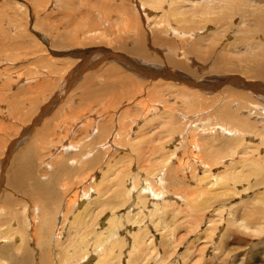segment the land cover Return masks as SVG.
<instances>
[{"label": "rangeland", "instance_id": "374dc122", "mask_svg": "<svg viewBox=\"0 0 264 264\" xmlns=\"http://www.w3.org/2000/svg\"><path fill=\"white\" fill-rule=\"evenodd\" d=\"M263 8L264 0H0V218L3 212L9 214L11 210L19 216L18 225L10 222L12 228H17L16 234L3 240L4 243L0 241V249L20 246L19 252L27 250L30 255L28 264H39L45 251L49 264H63L66 251L67 255L74 251L68 248V242L79 244L80 252L81 240L89 234V244L79 264H101L103 256L94 253L90 245H99L100 242H93L95 234L107 229V219L115 216L116 225L121 217L130 218L129 230H122L114 238L119 240L115 255L119 253V245L124 249L120 264H132L144 249L146 257L141 255L135 264H264V232L254 235L235 224L244 213L246 223L250 222L247 225H253L258 216L264 220V198L260 203L251 202L257 194L264 193V188H252L257 180L264 179V162L260 167L255 163L241 165L250 156L243 155L241 145L233 157L232 151L224 153L230 157L224 169L213 168L215 164L210 170H203L200 164L211 166V163L206 156L203 160L196 158L197 154L202 155L197 153L198 148L205 153L202 141H197L196 148L191 146L192 138L181 146L178 144L187 135L178 134L185 119L192 122L200 118L197 116L204 108L198 105L199 101L206 105L215 101L212 104L215 112L226 105L233 106L232 109L242 107L241 102H236L241 93L256 95L260 104L250 109L252 115L262 114L264 90L260 87L264 80H254L247 72L253 67L250 62L254 56L258 63L264 59L260 55L264 52V40L262 43L258 34L253 35L257 29L253 12ZM137 45L143 47L142 52H133ZM165 82L170 86L165 87ZM35 108V112L29 111ZM88 121L94 125L84 133ZM249 121L255 120L251 117ZM109 122L113 124L111 131L101 133L98 129L97 134L93 131L89 136L93 128ZM222 125L232 126L226 119ZM115 126L117 131L121 127V140L112 133ZM185 128L190 131L188 125ZM254 128L259 135L264 133L262 125ZM204 129V136H208L209 129ZM244 131L240 129L232 138L242 135L245 143L251 131ZM207 141L224 140L215 136ZM260 141L258 138L247 143L259 146L263 144ZM64 145H69L72 151L62 152ZM92 150L101 165L98 162L85 173L79 172L88 163L84 158L90 159L91 155L85 154ZM256 156H264V144ZM220 158L217 156L215 161ZM234 164L235 171H239L237 177L241 176V187L233 186L231 173L217 180ZM171 166L177 168L176 183L180 186L169 189L163 185L164 199L149 200V205H145L138 193L144 187L141 181L150 175V181L155 182V175L159 177L160 173V177L168 178ZM68 172L70 175L62 179L61 174ZM52 180L56 181L54 189L58 197L49 201L35 181L46 183L48 188ZM133 180L141 182L135 185L139 188H133ZM245 184L251 186L246 194ZM127 190L131 194L124 201L114 197ZM74 197L75 206L71 204ZM167 202L174 205L167 206ZM153 203L157 206H152ZM239 204L247 205L248 209L242 212ZM40 206H50L51 214V225L44 239V234L35 233ZM218 206L223 207L219 215L213 211ZM237 208L240 212L234 215ZM116 225H112L113 230ZM110 256L108 248V260ZM70 260L68 264H76L74 258Z\"/></svg>", "mask_w": 264, "mask_h": 264}, {"label": "bare ground", "instance_id": "6f19581e", "mask_svg": "<svg viewBox=\"0 0 264 264\" xmlns=\"http://www.w3.org/2000/svg\"><path fill=\"white\" fill-rule=\"evenodd\" d=\"M142 6V5H141ZM235 11H236V9H234ZM144 13H146V11L144 12ZM149 13V12H148ZM254 14H255V25H256V27H257V31L255 30V31H253V35H256V34H258V36L262 39V43H263V40H264V8L263 9H260L258 12H253ZM250 14V13H249ZM144 15V14H143ZM246 15V14H245ZM145 16V15H144ZM151 16V15H150ZM156 16V15H155ZM250 16H251V14H250ZM249 15H248V17H250ZM151 17H153V16H151ZM143 18V17H142ZM245 18V17H244ZM148 19V18H147ZM149 19H150V17H149ZM254 20V19H253ZM135 22V21H134ZM178 22V21H177ZM182 22V21H181ZM185 22V21H184ZM183 22V23H184ZM254 22V21H253ZM152 23V22H151ZM180 24V23H179ZM150 25V24H149ZM170 25V24H169ZM173 25V24H172ZM153 26V25H152ZM254 26V25H253ZM170 27V26H169ZM172 27H170V29H171ZM177 30V29H176ZM200 30V29H199ZM172 31H174L173 29H172ZM206 31H207V29H206ZM247 31V30H246ZM251 31V30H250ZM170 32H171V30H170ZM240 32V31H239ZM244 32H245V30H244ZM183 33V32H182ZM187 33H189V32H187ZM186 33V34H187ZM191 33V32H190ZM203 33V32H202ZM165 34H166V32H165ZM174 34V33H173ZM184 34H185V32H184ZM199 34H200V31H199ZM183 35V34H182ZM192 34H190V36H191ZM194 35V34H193ZM192 35V36H193ZM249 35V34H248ZM180 35H178V37H179ZM185 36H187V35H185ZM189 36V37H190ZM244 36V35H243ZM247 36V35H246ZM181 37H183V36H181ZM194 37H196V36H194ZM194 37H192V39L194 38ZM199 37V36H198ZM245 37V36H244ZM243 37V38H244ZM249 37V36H248ZM243 38H242V40H243ZM247 37H245V39H246ZM252 39V37H249V39ZM183 40H184V38H182ZM181 39V40H182ZM188 40V39H187ZM244 41V40H243ZM252 41V40H251ZM140 42V41H139ZM186 42V41H185ZM195 43V42H194ZM142 43H140V45H141ZM197 44V43H196ZM195 44V45H196ZM256 45V44H255ZM260 45V44H259ZM199 46V45H198ZM257 47H259L258 45H256ZM262 46V45H261ZM198 48V47H197ZM196 48V49H197ZM250 48H252V47H250ZM142 49H143V47L142 46H136V48H134L133 49V52L134 51H136V52H142ZM193 49H194V46H193ZM193 49H192V51H193ZM263 49V48H262ZM197 50H199V49H197ZM196 50H194L193 52H195ZM143 52H144V50H143ZM186 53V52H185ZM133 54V53H132ZM260 55H261V57L262 56H264V52H260ZM191 56H192V54H191ZM255 57L256 56H254L253 57V59H252V56L250 57V59H252L251 60V62H250V65H251V63L253 62V67L251 68V69H248V72L247 73H249L250 74V76H251V78H253L254 80H264V59H263V62L261 63H258V60L257 59H255ZM199 58V57H198ZM244 58V57H243ZM250 59L248 60V61H250ZM224 60V59H223ZM223 60H221V61H223ZM254 60V61H253ZM243 62H244V60H243ZM246 62V61H245ZM99 64V63H98ZM173 63H171V65H172ZM219 64V63H218ZM236 64V63H235ZM178 65L179 66H181V64H179L178 63ZM233 66V65H232ZM215 69H216V67H215ZM222 69V68H221ZM233 70H235V68L233 69ZM120 71V70H119ZM144 71V70H143ZM146 71H147V69H146ZM145 71V72H146ZM215 71V70H214ZM220 71V70H219ZM115 72V71H114ZM113 73V72H112ZM119 73V72H118ZM222 73V72H221ZM230 73V72H229ZM142 74V73H141ZM167 74V73H166ZM219 74V73H218ZM86 75V74H85ZM120 75V74H119ZM136 75V74H135ZM170 75V74H169ZM160 76V75H159ZM74 77V76H73ZM138 78H139V76H137ZM143 77V76H142ZM161 77V76H160ZM171 77V76H170ZM75 78V77H74ZM163 78V77H162ZM79 79V78H78ZM91 78H90V76L89 77H86V81L85 82H87L88 83V81L90 80ZM116 79V78H115ZM176 79V78H175ZM151 80V79H150ZM178 80V79H177ZM72 81V80H71ZM184 81V80H183ZM187 81V80H186ZM189 81V80H188ZM90 82V81H89ZM167 82V81H166ZM165 82V84H167ZM43 83V82H42ZM177 83H179V82H177ZM177 83L175 84V85H177ZM190 83V82H189ZM189 83H188V85H189ZM196 83V82H195ZM252 82H250L249 84H251ZM254 83V82H253ZM109 84V83H108ZM161 84V83H160ZM169 84V83H168ZM166 85L165 87H167V86H170V85ZM230 84V83H229ZM232 84V83H231ZM236 84V83H235ZM258 84V83H257ZM260 84V83H259ZM262 85H263V83H261ZM82 85V84H81ZM181 85V84H180ZM252 85V84H251ZM255 85V84H254ZM48 86V85H47ZM93 86V85H92ZM208 86V85H207ZM220 86V85H219ZM36 87V86H35ZM84 87V86H83ZM111 87H113V86H111ZM178 87V86H177ZM181 88H182V86H180ZM197 87V86H196ZM251 87V86H250ZM85 88H86V86H85ZM99 88V87H98ZM175 88V87H174ZM37 89H39V87L37 88ZM61 89V88H60ZM260 89H263L264 90V85L263 86H261L260 87ZM31 90H35V89H31ZM62 90V89H61ZM97 90H99V89H97ZM105 90V89H104ZM177 90V89H176ZM226 90H227V88H226ZM87 91V90H86ZM92 91V90H91ZM110 91H112L111 89H110ZM179 91V90H178ZM215 91V90H214ZM225 91V90H224ZM228 91V90H227ZM230 91V90H229ZM234 91V90H233ZM259 91V90H258ZM28 92V91H27ZM93 92V91H92ZM161 92V91H160ZM159 92V93H160ZM169 92V91H168ZM171 92V91H170ZM175 92V91H174ZM246 92V91H245ZM162 93V92H161ZM173 93V92H172ZM228 93V92H227ZM250 93V92H249ZM254 93V92H253ZM252 93V94H253ZM256 93V92H255ZM262 93V92H261ZM72 94V93H71ZM87 94V93H86ZM141 94V93H140ZM145 94V93H144ZM152 94V93H151ZM171 94V93H170ZM194 94V93H193ZM68 95V94H67ZM143 95V94H142ZM197 95V94H196ZM84 96V95H83ZM151 96V95H150ZM158 96V95H157ZM156 96V97H157ZM170 96V95H169ZM183 96V95H182ZM189 96H191V94L189 95ZM211 96V95H210ZM231 96V95H230ZM235 96H236V94H235ZM67 97V96H66ZM160 97V96H159ZM178 97V96H177ZM192 97V96H191ZM203 97V96H202ZM32 98V97H31ZM221 98V97H220ZM236 98H237V101L236 102H241L242 103V107H240L239 106V104H238V106H239V108H237V107H235V109H232V107L230 106V105H226V107H223L222 106V108H218L215 112L212 110L213 108H212V104L215 102H212V104H209V105H206V104H203V103H201L200 101L198 102V105L199 106H202L204 109H203V111L197 116V117H200V118H196V119H194V121H192V122H187V118L185 119V121H184V128H183V130L180 132V133H178L180 136H182V133H184V134H186L187 133V135H185L184 136V134H183V140L180 142V143H178L180 146L183 144V142L185 143L189 138H192L193 139V141H191V146L192 147H198V145L199 144H197V141L198 140H201L202 141V143H203V145H204V149H205V153H203V152H201V151H198L200 148H198L197 149V153L198 152H200V153H202V155H199V154H197L196 155V158L197 159H199V160H203V156H206L207 158H209V161H210V163H211V166H209V165H206V164H200L202 167H203V170H210L209 168H211L213 165H215V164H217L215 167H213V168H217V167H220V168H225L226 166H225V163L229 160V158L230 157H227V156H225L224 155V153H228L227 151H229V153L232 151V153H231V157H233V155H234V153L236 152V149L237 148H239L241 145H244V149L243 150H241L242 152H243V155L244 156H248V155H250V156H248V157H246V158H244V160L241 162V165H243V166H246V165H248V164H254L255 163V165H257L258 164V166L260 167L261 165H262V163L264 162V156H256V153L257 152H259V151H261L262 150V147H263V144H264V133H261L260 135H259V133H257V128H254L255 126H257L258 124H260V125H262L263 127H264V123H262L261 121H263L264 120V107L263 108H261L260 109V111L262 112V114H254V115H252V111L253 110H251L250 108L251 107H256L258 104H260L259 103V100L258 99H260V98H258V97H256V95H253V96H247V95H245V93L243 94V93H241L240 95H238V96H236ZM35 99V98H34ZM85 99V98H84ZM83 99V100H84ZM123 99V98H122ZM154 99V98H153ZM165 99H167V98H165ZM197 99V98H196ZM233 99H235V97L233 98ZM86 100V99H85ZM114 100V99H113ZM150 100V99H149ZM198 100V99H197ZM217 100V99H216ZM219 100V99H218ZM29 101V100H28ZM157 101V100H156ZM185 101H187V100H185ZM221 101H222V99H221ZM223 101H224V99H223ZM264 101V100H263ZM121 102V101H120ZM162 102V101H161ZM180 102H183V101H180ZM187 102H189L188 104H190V105H192L190 102H193V101H187ZM194 102H196V100L194 101ZM238 102V103H239ZM28 103V102H27ZM37 103V101H35V107H36V104ZM79 103V102H78ZM106 103V102H105ZM154 103V102H153ZM159 103V102H158ZM174 103V102H173ZM186 102H184V104H185ZM219 103V102H218ZM221 103V102H220ZM229 103H234V102H229ZM26 104V103H25ZM39 104V103H38ZM80 104V103H79ZM143 104V103H142ZM188 104H186V105H188ZM195 104H197V102L195 103ZM222 104H223V102H222ZM163 105V104H162ZM221 105V104H220ZM28 106V105H27ZM31 106V105H30ZM38 106V105H37ZM144 106V105H143ZM165 106V105H164ZM163 106V107H164ZM199 106L197 107V108H199ZM234 106H235V104H234ZM259 106V105H258ZM192 107V106H191ZM195 107V106H194ZM166 108V107H165ZM231 108V109H230ZM234 108V107H233ZM32 109H33V107H32ZM30 110L29 109V111L30 112H35V110H36V108L34 109V110ZM107 109H109V108H107ZM149 109V108H148ZM159 110V109H158ZM163 110V109H162ZM193 110V109H192ZM47 111V110H46ZM144 111H146L145 109H144ZM168 111V110H167ZM242 111H244V112H242ZM44 112V111H43ZM170 111H168V113H169ZM189 112V111H188ZM192 112V111H191ZM190 112V113H191ZM101 113V112H100ZM127 113V112H126ZM129 113V112H128ZM127 113V114H128ZM162 113V112H161ZM193 113H195V112H193ZM199 113V112H198ZM197 113V114H198ZM246 113V114H245ZM39 114V113H38ZM127 114H125V115H127ZM130 114V113H129ZM145 114H147V113H145ZM163 114V113H162ZM196 114V113H195ZM240 114H242V115H240ZM42 115H43V113H42ZM168 115V114H167ZM169 115H170V113H169ZM201 115V116H200ZM45 116V115H44ZM147 116V115H146ZM145 116V117H146ZM172 116V115H171ZM188 116H190V115H188ZM196 116V115H195ZM37 117V116H36ZM40 117V116H39ZM130 117V116H129ZM160 117V116H159ZM164 117V116H163ZM217 117H220V118H217ZM254 118V123H251L249 120H250V118ZM38 118V117H37ZM36 118V119H37ZM41 118V117H40ZM35 119V118H34ZM35 119V120H36ZM54 119V118H53ZM153 119V118H152ZM165 119V118H164ZM227 120V121H229L231 124H232V126L231 127H228L227 125H222L223 123H224V120ZM24 120V119H23ZM22 120V121H23ZM37 120H40V119H37ZM63 120V119H62ZM71 120V119H70ZM171 120V119H170ZM106 121H107V119H106ZM109 121V120H108ZM35 123V122H34ZM38 123V122H37ZM37 123H35V124H37ZM92 123L93 122H91V121H88V122H86L85 123V125H84V133L86 132V131H88L89 130V128L92 126ZM163 123V122H162ZM187 123V124H186ZM196 124H199L198 126H195L194 127V125H196ZM34 125V124H33ZM93 125H94V123H93ZM112 123L110 124V122L109 123H107V125H100V126H97L96 128H93V130L89 133V136L91 135V133L93 132V131H95L96 132V134H97V132H99L98 131V129H100L101 130V133L103 132V131H105V130H108V129H110L109 131H111V128H112ZM175 125V124H174ZM186 125H188V128L190 129V131L189 132H187V131H185V126ZM71 126V125H70ZM117 126V125H116ZM116 126L114 127L115 129L114 130H112V133H113V135L115 134V136H117L118 138L123 134H121V132L120 131H122V130H120V128H119V130L117 131V129H116ZM130 126V125H129ZM165 126V125H164ZM3 127V126H2ZM48 127V126H47ZM95 127V126H94ZM33 128V127H32ZM181 128V127H180ZM203 128H208L209 129V132H208V136H204V132H206V130L204 129L203 130ZM4 129V128H3ZM28 129H29V127H28ZM28 129H27V131H25L26 133H28ZM49 129V128H48ZM170 129V128H169ZM174 129V128H173ZM240 129H242V131L243 130H245V131H247V130H249V131H251V135H246V136H250V138L248 139H246L245 140V143H244V137L241 135V136H237V137H234V138H232L233 137V135L234 134H237V133H239V131H240ZM32 129L30 128V131H31ZM44 130H45V128H44ZM126 131V130H125ZM170 131V130H169ZM201 131V132H200ZM204 131V132H203ZM244 131V132H245ZM261 131H263V129L261 130ZM45 132H46V130H45ZM48 132H50V129L48 130ZM130 132V131H129ZM220 134H219V133ZM4 133V132H3ZM42 133V132H41ZM83 133V134H84ZM169 133V132H168ZM247 133V132H246ZM42 134H44V131H43V133ZM41 134V135H42ZM46 135H48V133H45ZM60 134V133H59ZM121 134V135H120ZM124 134H126V133H124ZM171 134V133H170ZM201 134V135H200ZM112 135V136H113ZM225 136V138L223 137V136ZM80 136V135H79ZM175 136V135H174ZM219 137V138H221V139H223L224 141H222V142H218V141H215V142H212V141H207V140H210V139H212V138H214V137ZM39 137V136H38ZM40 138V137H39ZM112 138V137H111ZM116 138V137H115ZM227 138H229V139H227ZM258 138H260L261 139V141H260V143H263L262 145H256V144H252V145H248V143H247V140H249V141H257L258 140ZM16 139V138H15ZM23 139V138H22ZM110 139V138H109ZM120 140H121V138H119ZM191 139V140H192ZM18 140V139H17ZM40 140H44L43 138H41ZM63 140V139H62ZM117 140V139H116ZM190 140V139H189ZM13 141V140H12ZM52 141V140H51ZM200 142V141H199ZM212 143L213 144V147L209 144V143ZM188 143V142H187ZM220 143V144H219ZM94 144H95V142H94ZM215 144H217L216 145V147H215ZM163 145V144H162ZM161 146V145H160ZM186 146V145H185ZM34 147V146H33ZM32 147V148H33ZM93 147V146H92ZM159 147V146H158ZM183 147V146H182ZM242 147V146H241ZM94 148V147H93ZM111 147H109L108 149H110ZM140 148V147H139ZM194 148V149H195ZM215 148V149H214ZM148 149V148H147ZM202 149V148H201ZM222 149H224V151H222L221 152V150ZM102 150V149H101ZM187 150V149H186ZM203 150V149H202ZM61 151L62 152H64V153H67L68 151H72V150H70V146L69 145H64V146H62V148H61ZM137 151V150H136ZM172 151H174V150H172ZM189 151V150H188ZM75 152V151H74ZM94 150H92L91 152H89V154H85V156L86 157H89V155H91L90 156V159H86V158H84V160L83 161H86L87 160V164L85 165V167L81 170V171H79V172H83V170H84V173H85V171L86 170H88L89 169V167L91 166H94V165H96L99 161H101V160H99L100 158L99 157H97V156H95L94 155ZM140 152V151H139ZM63 153V154H64ZM99 153V152H98ZM170 152H167L166 154H169ZM194 153V152H193ZM137 154V153H136ZM55 155V154H54ZM61 155V154H60ZM98 155V154H97ZM141 154L139 153L137 156H140ZM173 155V154H172ZM58 156V155H57ZM75 156V155H74ZM104 156V155H103ZM217 156H219V157H221L220 159H216V161H215V158L217 157ZM229 156V155H228ZM84 157V155L82 156V158ZM243 157V156H242ZM60 158H62L63 159V157L61 156ZM104 158V157H103ZM82 161V160H81ZM81 161L79 162V163H81ZM240 161H241V159H240ZM263 161V162H262ZM22 162V161H21ZM106 162V161H105ZM113 162V161H112ZM262 162V163H261ZM180 163H181V161H180ZM240 163V162H239ZM238 163V164H239ZM99 165H101V162H99L98 163ZM105 163H103V165H104ZM109 164V163H108ZM18 165H20V163H18ZM22 165V164H21ZM115 165V164H114ZM170 165V164H169ZM178 165L179 166H181L179 163H178ZM56 166H58V165H56ZM15 167H17V166H15ZM101 167V166H100ZM109 168H110V166H108ZM123 167V166H122ZM159 167H160V169L162 170V167H161V165H159ZM201 167V168H202ZM251 167V166H250ZM119 168V167H118ZM170 168H172L173 170H170L169 169V171H168V178L167 177H164L163 178V176L162 177H160L161 176V173H160V176L158 177V174L157 175H155V174H153V175H155V177L157 178L156 179V181L155 182H151L150 181V179L148 178L149 176L147 175L146 176V178H145V180H142L141 182L144 184V187L143 188H141V189H139V196H141L142 197V199H143V201H146V202H144L145 203V205H149V200H151L152 202H156V201H158L159 199H164V197L166 196L165 194H166V192L163 190V185H166L167 187H169V189L170 188H172L174 185H177V186H180V185H178L177 183H176V181L179 179L178 178V173H177V168H175V166H171ZM179 168V167H178ZM212 168V169H213ZM59 169V168H58ZM58 169H55V171H57ZM64 169V168H63ZM235 169H236V166H235V164H234V166H230V167H227L226 168V170H224V172L222 173V175H218L217 176V180H220V179H222L224 176H226V175H230V173H231V180H234V187L235 186H238V184H239V186H240V184H241V176L239 175V177H237V174H239L238 172H236L235 171ZM30 170V169H29ZM62 170V169H61ZM109 170V169H108ZM108 170H107V172H108ZM161 170H159L160 172H161ZM14 171V170H13ZM97 171V170H96ZM111 171V170H110ZM114 171V170H113ZM179 171V170H178ZM259 171H260V169H259ZM262 171H264V169L262 170ZM150 172V171H149ZM155 172V171H154ZM18 173V172H17ZM77 173V172H76ZM151 173V172H150ZM263 173V172H262ZM15 174H16V172H15ZM31 174V173H30ZM81 174V173H80ZM83 174V173H82ZM92 174L93 173H91V174H88L89 175V177H90V179H91V177H92ZM149 174V173H148ZM253 174H255V172L253 173ZM12 175H14V174H12ZM54 175H56L55 174V172H54ZM68 175H70L69 174V172H68V174H65V175H63V174H61V177H62V179H64L65 177H67ZM139 175V174H138ZM136 176V175H135ZM263 176V175H262ZM13 177V176H12ZM18 177V176H17ZM61 177L59 178V179H61ZM124 177V176H123ZM136 177H138V176H136ZM151 177V176H150ZM202 177H204V176H202ZM253 177H255L254 175H253ZM258 177V176H257ZM56 178V177H55ZM128 178V177H127ZM132 178H134V177H132ZM205 178V177H204ZM263 178V177H262ZM19 179V178H18ZM125 179V178H124ZM130 179V178H129ZM181 179V178H180ZM256 179V178H255ZM254 179V180H255ZM259 179V178H258ZM123 180V179H122ZM132 180V179H131ZM141 180V179H140ZM200 180H202L201 178H200ZM207 180V179H206ZM60 181V180H59ZM119 181V180H118ZM117 181V182H118ZM181 181L184 183L185 182V180L184 179H181ZM15 182V181H14ZM56 181H53L52 180V182L51 183H49L48 184V188L47 187H45V184H39L38 183V181H35V186L38 188V186L40 185L41 186V192L42 193H44L45 195H46V198H47V200H49V201H54V200H56V198L58 197V194H57V191L54 189V183H55ZM61 182V181H60ZM67 182V181H66ZM113 182V181H112ZM124 182V181H123ZM139 182V180L138 181H135V180H133L132 181V186H133V188L134 189H137V188H139V187H135V185L137 184ZM141 182H139V183H141ZM165 182H167V183H165ZM249 182V181H248ZM70 183V182H69ZM68 183V184H69ZM100 183H102V182H100ZM99 183V184H100ZM116 183V182H115ZM249 183H253V182H249ZM119 184V183H118ZM181 184V183H180ZM188 184V183H187ZM225 184V183H224ZM14 185V184H13ZM16 185V184H15ZM47 185V184H46ZM56 185V184H55ZM120 185V184H119ZM227 185V184H226ZM20 186V185H19ZM249 186V185H248ZM247 186V184H245V187H244V190H243V192L246 194L247 193V191H249V190H251L250 189V187H248ZM57 187V186H56ZM63 187V186H62ZM108 187V186H107ZM113 187V186H112ZM116 187V186H115ZM114 187V188H115ZM119 187V186H118ZM130 187V186H129ZM241 187V186H240ZM243 187V186H242ZM259 187H261V188H264V179H259V181L257 180V182H256V184L255 185H253L252 186V188H256L257 190L259 189ZM40 188V187H39ZM38 188V189H39ZM132 188V189H133ZM161 188V189H160ZM225 188V187H224ZM233 188V187H232ZM57 189V188H56ZM124 189V188H123ZM122 189V190H123ZM129 189V188H128ZM132 189H131V191H132ZM195 189V188H194ZM233 189H235V192L237 191L236 190V188H233ZM255 189V190H256ZM116 190V189H115ZM126 190V189H125ZM182 190V189H181ZM199 190H201V189H199ZM241 190V191H242ZM254 190V191H255ZM40 191V190H39ZM117 191H119L118 189H117ZM116 191V192H117ZM131 191H129V190H127L125 193H117V194H115L114 195V197L115 198H119V200H121V201H124L126 198L125 197H128L129 198V196H130V194H131ZM137 191V190H136ZM240 191V192H241ZM122 192V191H121ZM172 192V191H171ZM243 192H241L242 193V196L244 195L243 194ZM59 193V192H58ZM114 193V192H113ZM112 193V194H113ZM200 193V192H199ZM173 194H176V193H173ZM227 194V193H226ZM232 194V193H231ZM238 194V193H237ZM199 195V194H198ZM134 196V195H133ZM138 196V197H139ZM204 196H206V195H204ZM226 196V195H225ZM238 196V195H237ZM255 196V195H254ZM203 197V196H202ZM201 197V198H202ZM167 199H169L170 198V196H168V197H166ZM165 198V199H166ZM204 198V197H203ZM210 198H211V196H210ZM233 198V197H232ZM255 198V199H254ZM254 198H250L251 199V202H254V203H257V202H261V200H262V198H264V193H259V194H257V196H255ZM254 199V200H253ZM32 200V199H31ZM185 200V199H184ZM256 200V201H255ZM166 201V200H165ZM216 202V201H215ZM163 203H166V202H163ZM184 203V202H183ZM204 203V202H203ZM212 203V202H211ZM242 203H244V202H242ZM71 204L72 205H76L77 204V199H76V197H74V199L71 201ZM124 204L125 203H122V205L124 206ZM214 204V203H213ZM245 204V203H244ZM72 205L70 206V209H72ZM171 205H174V204H170V202H167V206H171ZM211 205V204H210ZM215 205L217 206V205H219L218 203H215ZM215 205H214V207H215ZM239 205H241V204H239ZM249 205V204H248ZM152 206H157V204L156 203H153L152 204ZM186 206H188L189 207V205H186ZM208 206V205H207ZM242 206V205H241ZM241 206H239L240 207V210L242 211V212H244V211H246L247 209H248V207H247V205H243L242 207ZM250 206H252V205H250ZM49 207L50 206H40L39 207V216H38V220H39V226L36 228L37 230L35 231V233H38V234H44L43 236H42V239H44L45 238V234L47 233V229L50 227V225H51V214H50V211L48 210L49 209ZM185 207V206H184ZM205 207V206H204ZM253 207V206H252ZM112 208L114 209L115 208V205L114 204H112ZM173 208V207H172ZM206 208V207H205ZM208 208H213V206L211 207V206H208ZM254 208V207H253ZM73 209H75V207H73ZM210 209V210H211ZM190 210V209H189ZM240 210H238V208L236 209V210H233V212H234V215L236 214V212L238 211V213L240 212ZM76 211V210H75ZM172 211H174V209H172ZM213 211H216L215 213H217L218 215L220 214V213H222V211H223V207H221V206H218V208H216V209H214ZM250 212H252L251 211V208H250V210H249ZM263 211V210H262ZM230 212V211H229ZM74 213V212H73ZM173 213V212H172ZM175 213V212H174ZM249 213V212H248ZM253 213V212H252ZM243 214V213H242ZM245 214V213H244ZM242 215V217H240L239 218V220H235V224H237V226L238 227H241V228H244L246 231H250V232H253L254 233V235H259L260 233H263L264 232V220H262L261 219V217L260 216H258V218H257V220L255 221V222H253V225H247V224H249V223H246V218H245V215ZM261 214V213H260ZM175 215V214H174ZM250 218H251V214H249L248 215ZM247 216V217H248ZM1 217L2 218H0V241L2 242L3 240H5L6 238H8V239H11V238H13L14 237V235L16 234V230H17V228L16 227H11L10 226V222L11 221H14L15 223H16V225H18L19 224V221H18V219H19V216H18V214L16 213V211H14V210H11L10 212H9V214H4V212L2 213V215H1ZM264 219V218H263ZM116 221H117V218L115 217V216H112V217H110V218H108L107 219V229H104V230H100L101 232L99 233V232H97L96 234H95V238H96V240L95 241H93V242H96V241H98V242H100L99 243V245H90V246H92L93 247V252L95 253V252H98V253H101V255L103 256V259L101 260V264H108V262H117V264H120L121 262H119V260H120V256H122V255H124V249H123V245L121 244V245H119V253L117 254V255H115V253H114V248H115V246L117 245V243H119V240H115L114 238L116 237V236H118L119 235V233H121L122 234V230H129L128 229V222L130 221V218H128V217H121L119 220H118V224L116 225ZM209 222H211V221H209ZM239 222V223H238ZM130 223V222H129ZM32 224H34V223H32ZM36 224V223H35ZM132 224V223H131ZM131 224H129V225H131ZM216 223H215V220L214 221H212V223H211V226L213 227L214 225H215ZM112 225H116V230H113V228H112ZM134 225V224H133ZM210 225V224H209ZM211 226H208V229H210L209 227H211ZM214 228V227H213ZM219 228V227H218ZM252 233V234H253ZM88 236H89V234H85L84 236H83V238H82V240H81V242L82 243H80L81 244V247H82V251H80V252H78L77 251V248L80 246L79 244H75V242H68V248L69 249H74V251H73V254L72 255H67V251H66V257H63V260H61L62 261V263L63 264H68L69 262H72V260H70V259H72V258H74V260H76V264H79L81 261H82V259H84V258H82L81 256H83V254H84V252H85V250H86V248L88 247V244H89V240L87 239L88 238ZM143 237V236H142ZM250 238V237H249ZM255 238V237H254ZM22 240H23V242H24V238L22 237ZM115 240V241H114ZM0 242V243H1ZM5 241H3V243H4ZM37 243H38V241H37ZM1 245V244H0ZM44 245H45V243L43 242L42 243V247L45 249V247H44ZM20 247V246H19ZM19 247H17V246H12V245H9V246H6V247H4V248H1L0 249V260H6L7 262H8V264H28L29 263V254H28V251L27 250H21V252H19ZM97 247H99V248H97ZM108 248H109V252L112 254V256H110V260H108ZM143 248H141V250H142ZM78 250H79V248H78ZM138 250V249H137ZM145 250V249H144ZM143 250V252H141V253H139L138 254V258H137V260H134V262L132 263V264H135V261H137V263H138V259H139V257L142 255V256H144V257H146V254H145V252L146 251H144ZM18 253H22L19 257H16V254H18ZM152 254H153V251H152ZM152 254L150 255V256H152ZM141 256V257H142ZM90 257H92V255H90ZM139 260H141V259H139ZM119 262V263H118ZM0 264H5L4 263V261H1L0 262ZM39 264H49V261H48V254H47V252H43L42 254H41V257H40V259H39ZM116 264V263H115Z\"/></svg>", "mask_w": 264, "mask_h": 264}]
</instances>
